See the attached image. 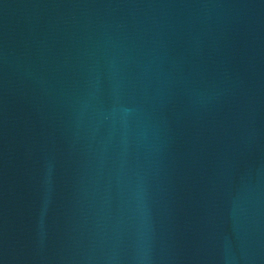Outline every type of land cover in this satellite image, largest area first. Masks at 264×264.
Segmentation results:
<instances>
[{"label": "water", "instance_id": "water-1", "mask_svg": "<svg viewBox=\"0 0 264 264\" xmlns=\"http://www.w3.org/2000/svg\"><path fill=\"white\" fill-rule=\"evenodd\" d=\"M0 264H264V0H0Z\"/></svg>", "mask_w": 264, "mask_h": 264}]
</instances>
